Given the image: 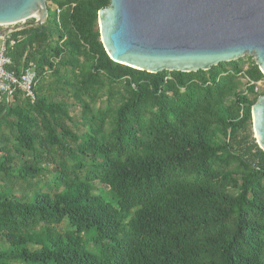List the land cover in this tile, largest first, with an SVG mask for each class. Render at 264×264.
<instances>
[{"label":"trees","instance_id":"1","mask_svg":"<svg viewBox=\"0 0 264 264\" xmlns=\"http://www.w3.org/2000/svg\"><path fill=\"white\" fill-rule=\"evenodd\" d=\"M50 3L8 54L37 86L0 103V264H264L254 59L137 71L101 42L110 0Z\"/></svg>","mask_w":264,"mask_h":264},{"label":"water","instance_id":"2","mask_svg":"<svg viewBox=\"0 0 264 264\" xmlns=\"http://www.w3.org/2000/svg\"><path fill=\"white\" fill-rule=\"evenodd\" d=\"M50 0H0V26L37 18ZM112 62L149 74L208 72L253 58L264 75V0H110L99 12ZM254 139L264 152V96L252 107Z\"/></svg>","mask_w":264,"mask_h":264},{"label":"built area","instance_id":"3","mask_svg":"<svg viewBox=\"0 0 264 264\" xmlns=\"http://www.w3.org/2000/svg\"><path fill=\"white\" fill-rule=\"evenodd\" d=\"M52 9L58 16L62 13L61 9L56 7H52ZM36 21L37 18H30L16 24L0 26V103L3 98L9 103L17 92L21 93L23 98L31 104L36 102L37 74L35 65L31 63L27 67L23 66L17 74L14 71H9V68L12 67V60L8 56L9 51L17 43L14 39L15 35L26 29L38 27ZM244 83L248 86L254 85L248 79L244 80ZM245 94L247 95V91Z\"/></svg>","mask_w":264,"mask_h":264},{"label":"rangeland","instance_id":"4","mask_svg":"<svg viewBox=\"0 0 264 264\" xmlns=\"http://www.w3.org/2000/svg\"><path fill=\"white\" fill-rule=\"evenodd\" d=\"M47 5H48V8H52L53 7L50 2H48ZM257 95H261L260 97L264 96V81L257 84ZM249 98L250 99H254L255 96L251 95V96H249ZM72 115L78 117L80 115V110L79 109H77L75 111L72 110ZM252 133H253V128H252ZM253 137H254V133H253ZM97 187H100V185H97Z\"/></svg>","mask_w":264,"mask_h":264}]
</instances>
